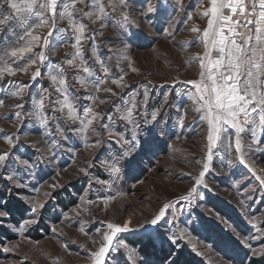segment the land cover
I'll use <instances>...</instances> for the list:
<instances>
[{
    "label": "snow or ice",
    "instance_id": "snow-or-ice-1",
    "mask_svg": "<svg viewBox=\"0 0 264 264\" xmlns=\"http://www.w3.org/2000/svg\"><path fill=\"white\" fill-rule=\"evenodd\" d=\"M77 4L84 7L78 8ZM3 5H7V15L3 11ZM144 5L141 11L146 18L152 15L166 16L168 8L175 7L167 4L165 0H157L156 4H153L152 0H144ZM176 6L183 8L180 0ZM201 14L208 17L207 27L203 29L202 34L198 27L190 29L197 34L190 43L200 42L205 49L202 56L197 55L189 60V63L199 64L198 79H189L183 83L191 86L185 95L195 106L194 111L200 114L199 119L206 122V150L201 160L197 161L201 164V170L195 176L188 174L192 180L191 186L185 195L180 197L185 201L203 199L200 189L208 190L207 174L212 170L214 159L218 158L221 152L226 157L235 153V158H228L226 164L230 166L238 162L245 165L258 180L260 187L264 188V177L256 175V168L246 163L249 154L261 150V145L264 144V137L257 136L258 130L264 132V0H210V7ZM187 18L191 20V14H187ZM89 23L98 24L99 28H91ZM148 23L151 24L152 21L149 19ZM110 25L116 29L115 38L120 41L119 46L108 48L109 52L117 54L115 67L123 73V63L131 72H138L128 53L133 47L142 46L149 37L139 30V26L138 30H129L132 20L127 9V0H118V3L114 0H2L0 4V81H6V78L18 74H30L31 80V83L21 82L15 89H8L6 95L20 101L13 106L17 109L13 116L21 121V124L31 118L42 128L49 129L50 122L59 119L55 115H49V112H59L68 125H75L68 130L75 133L86 147H101L105 137L112 143L121 145L116 155L100 161L110 174L109 180L93 177L97 183L104 185L114 184L122 174L134 177L142 170L143 158L154 155L162 142L161 137L166 135L164 129L160 128V117L163 110L170 106L168 95H165L164 103L148 111L146 105L149 93L146 90L133 93L123 103L122 108L118 109L119 119L130 126L126 127L125 131H117L106 123H100V130H96L94 122L110 117H104L95 111V96L88 97L90 103L83 108L82 113L77 108L75 98L69 94L67 73L63 65L76 70L73 79L82 88L88 89L92 86L97 93L103 91L112 96L119 95L106 86L109 68L95 45L96 38L103 36V30ZM162 31L166 36L172 37L176 29ZM66 43L73 49L71 54L66 53V57L70 58L58 64L46 63L49 60L48 51L54 53L56 48ZM86 44H90V55L103 70L104 75L100 79H96V73L84 58ZM42 68L47 70L51 86L58 97L53 100L49 90L41 88L37 94L39 98L34 100V110L24 112L22 110L25 108V97H32L30 89L42 76ZM81 72L84 75H81ZM126 75L127 73H123L112 78L111 84L121 90L127 88ZM106 102L99 100L101 104ZM0 106H4L3 99H0ZM171 107L176 110L178 116L174 126L183 128L187 115V112H181L183 104ZM89 132L97 137L91 144H88ZM249 134L248 142H245V137ZM55 135H58L61 141L69 138L59 123H55ZM0 140L8 146V150L0 149V176L8 173L4 177L11 185L6 189L7 193L12 195L15 191L17 199L23 202L16 209L21 213L22 219L16 224L5 225V221L12 219L13 209L9 207L8 201L0 196V226H7L23 235L24 229L39 223V213L45 207V202L22 194L29 188V185L24 183L25 177L34 178L40 159L33 162L30 157L15 154L23 146L18 133L0 134ZM57 145L55 140L50 142L47 156L49 161L55 159L53 149ZM43 156L44 153L41 152V158ZM13 163L19 167L9 171ZM79 171L87 175L89 169L82 167ZM244 179L246 177L236 181V184L241 186ZM59 186L56 183L50 185L53 189ZM33 188L38 191L34 186ZM251 191L255 192L256 189ZM97 199L107 204L116 197L108 195ZM81 200L83 201L84 197H81ZM87 203L94 204L95 201L88 200ZM240 203L243 205L244 201L241 200ZM171 208V202L163 203L152 214L151 219H146L143 223L137 221L134 225L133 220L128 218L122 223L106 222L105 231L97 228L96 233L100 239L93 240L95 247L89 256L91 264H109L110 254L121 251L125 252L126 264H187L184 253L186 245L181 243L187 233L181 232L178 236L170 229L163 228V225L171 223L167 220ZM83 211L87 212L88 209L84 208ZM216 218L222 219L219 213H216ZM249 223L255 228L257 235L241 236L233 229L232 237H221L218 240L224 250L231 247L233 238L248 249L245 256L239 259V264H245L249 254L264 260V243L259 249H254L251 243L253 239L264 241V229L257 226L255 217H252ZM197 227L205 231L212 230V226L205 222L194 225L193 231ZM52 231L56 233L55 228ZM79 231L88 236V230L83 223L79 226ZM123 233L132 234L134 240L131 244L121 237ZM137 243L139 247L136 246ZM60 246L65 251L69 247L67 243H61ZM192 247L195 250L196 246ZM3 250L11 251L6 246ZM232 259L235 260L236 257Z\"/></svg>",
    "mask_w": 264,
    "mask_h": 264
},
{
    "label": "rangeland",
    "instance_id": "rangeland-1",
    "mask_svg": "<svg viewBox=\"0 0 264 264\" xmlns=\"http://www.w3.org/2000/svg\"><path fill=\"white\" fill-rule=\"evenodd\" d=\"M114 2L118 3V0ZM165 2L175 6L168 8L166 16L152 15L146 18L141 11L145 7L144 0H127V9L132 20L129 30H138L137 26H139V30L149 37L142 46L133 47L128 53L138 72H131L121 63L123 73H127L125 76L127 88L121 90L111 84L112 78L123 74L115 67L117 54L108 51L110 47L119 46L120 41L115 38L116 29L110 25L103 30L104 35L98 36L95 40L98 52L109 68L106 86L119 95L112 96L103 91L97 93L92 86L88 89L82 88L73 79L76 70L63 65L67 73L69 94L75 98L74 102L81 113L83 108L89 105L88 97L92 95L97 97L95 111L104 117H110L94 122L97 131L100 130V123L109 124L117 131H125L126 127H130L119 119L118 109L122 108L123 103L133 93L145 90L149 93L146 105L148 111L159 107L164 103L165 95H168L170 106L163 110L160 117V128L164 129L166 135L161 137L162 142L155 154L150 158H143L142 170L134 177L122 174L114 184L97 183L93 177L102 180H109L110 177L100 161L116 155L121 145L114 144L105 137L101 147H86L75 133L68 130L75 125H68L59 112H49V115L59 118L55 122H50L49 129L42 128L31 118L21 124V121L13 116L17 111L13 106L20 101L6 93L8 89H15L21 82L31 83L30 74H18L6 78V81H0V99L4 100V106H0V134L18 133L23 146L15 154H23L25 158L30 157L33 162L40 159L35 168L34 178L25 177L24 183L28 184L29 188L22 194L45 202V207L39 213V223L24 229L23 235L7 226H0V264H91L89 256L95 247L93 240L100 239L96 233L97 228L105 231L106 222L122 223L128 218L133 220L134 225L137 221L143 223L146 219H151L152 214L166 202L172 203V208L167 214V220L171 223L163 225V228L170 229L178 236L181 232L187 233L181 239V243L186 245L184 253L187 264H230V262L239 264V259L245 256L248 249L233 238L231 247L224 250L218 244V240L221 237H232L233 229L241 236L257 235L255 228L249 223L252 217H255L257 226L264 229V188L260 187L258 180L245 165L238 162L230 166L226 164L228 158H235V153H232L231 157H226L221 152L220 156L214 159L212 170L206 177L208 190L200 189L203 199L195 201L180 199L192 183L188 174L195 176L201 170V164L197 161L201 160L206 150V122L199 119L200 114L194 111L195 106L185 95L191 86L183 82L198 79L199 64L189 63V60L197 55L202 56L205 49L200 42L190 43L197 36L190 29L194 26L198 27L202 34L203 29L207 27L208 17L201 13L210 7V0H180L183 8L176 6L178 0H165ZM152 3L156 4L157 0H152ZM77 7L83 8L84 5L77 4ZM3 11L5 15L8 14L7 5H3ZM187 14H191V20L187 18ZM149 19L152 21L151 24L148 23ZM89 26L99 28L98 24L89 23ZM162 29L169 31L176 29V31L172 37H169ZM72 52L73 49L69 44H63L56 48L54 53L48 51L49 60L46 63H62L66 58H70V56L66 57V53ZM84 52V58L96 73V79L102 78L103 70L90 55V44L84 46ZM80 74L84 75L82 72ZM41 88H47L53 100L58 97L44 68H42V76L30 89L32 97H25V108L22 111L34 110V100L39 98L37 94ZM99 100L107 102L101 104ZM45 103L47 106V99ZM181 103L183 104L181 112H187L183 128L174 126L178 116L176 110L171 107ZM55 123H59L65 129V134L69 137L66 141H61L60 137L55 135ZM49 132L51 134H46ZM88 136V144L97 139L91 132ZM249 136L250 134L245 137V142H248ZM257 136L264 137V132L258 130ZM53 140L57 141L58 145L53 149L55 159L49 161L48 149ZM0 149L8 150L3 140H0ZM41 152L44 153L43 158ZM246 163L256 168V175L264 177V144L261 145V150L249 154ZM17 167L19 166L13 163L9 171ZM82 167L89 169L87 175L79 171ZM7 174L5 172L4 176H0V196L8 201L13 212L12 219L5 221V225L16 224L22 219L21 213L16 209L23 204L17 199L15 191L12 195L7 193L6 189L11 186L4 178ZM244 177L246 179L243 180V184L238 186L236 181ZM54 183L60 186L51 188L50 185ZM33 186L38 191H35ZM251 189L256 191L253 192ZM46 193L49 195H45ZM108 195L116 199L107 204L97 199ZM81 197H84L83 201ZM88 200H93L95 203L88 204ZM241 200L244 201L243 205L240 203ZM84 208L88 211L84 212ZM216 213H219L222 219L217 220ZM201 222L210 224L212 230L205 231L197 227L193 231V226H198ZM81 223L88 230L87 237L79 231ZM53 228L56 229L55 234ZM121 237L130 244L134 240L129 233H123ZM61 243L69 245L67 251L60 246ZM251 243L254 249H259L264 241L253 239ZM192 245L196 246L195 250ZM5 246L11 251L5 252L3 250ZM136 246L139 247V244L137 243ZM124 257L123 251L113 252L108 257L109 264H126ZM233 257L236 259L233 260ZM250 261L251 264H264V260L251 257L249 254L245 264H249Z\"/></svg>",
    "mask_w": 264,
    "mask_h": 264
}]
</instances>
